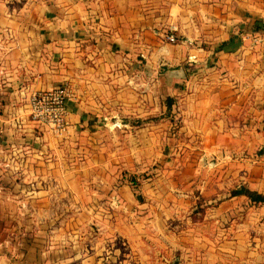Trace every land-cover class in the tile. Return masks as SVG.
I'll list each match as a JSON object with an SVG mask.
<instances>
[{"label":"rangeland","instance_id":"374dc122","mask_svg":"<svg viewBox=\"0 0 264 264\" xmlns=\"http://www.w3.org/2000/svg\"><path fill=\"white\" fill-rule=\"evenodd\" d=\"M41 15L26 0H0V32ZM168 33L163 46L198 55L162 63L141 45L80 55L74 79L51 87L66 83L72 94L65 132L33 119L34 91L25 97L15 121L23 131L8 153L16 162L0 170L4 253L27 264H264V201L232 197L243 185L240 164L259 153L228 150L215 127L220 63L200 57L220 41L170 42Z\"/></svg>","mask_w":264,"mask_h":264},{"label":"crops","instance_id":"0c3cea01","mask_svg":"<svg viewBox=\"0 0 264 264\" xmlns=\"http://www.w3.org/2000/svg\"><path fill=\"white\" fill-rule=\"evenodd\" d=\"M26 3L40 7L42 15L34 19L16 17L13 22L16 27L0 32V103L4 104L0 110V170L16 162L8 158V153L17 150V137L23 130L17 128L15 121L21 115L20 104L30 92L51 88L66 78L73 80L80 55L95 59L90 47H101L118 56L119 52H131L141 45L142 49L156 50L162 63L180 62L187 53L198 55L197 47L184 51L183 45L163 46L168 43L160 37L164 39V32L174 25L176 36L182 39L220 41L219 46L207 50L208 54L200 55L213 54L222 71L223 106L214 109L223 122L213 126L223 127L224 134L229 136V151H258L254 160L246 158L247 162L240 164L243 167L240 175L242 186L264 196L261 128L264 0H26ZM18 22L26 26L39 22V25L36 30L23 31ZM226 120L229 124L224 123ZM6 198L7 193L0 191V222L1 216L4 220L7 215V208L1 205ZM4 251L6 248L0 241V264H27Z\"/></svg>","mask_w":264,"mask_h":264},{"label":"built area","instance_id":"2783aa9c","mask_svg":"<svg viewBox=\"0 0 264 264\" xmlns=\"http://www.w3.org/2000/svg\"><path fill=\"white\" fill-rule=\"evenodd\" d=\"M175 26L169 28L166 39L175 42ZM72 94L68 84L47 90L34 91L29 96L28 106L30 113L37 122L49 126L54 132L62 133L68 128V102Z\"/></svg>","mask_w":264,"mask_h":264},{"label":"trees","instance_id":"16d2710c","mask_svg":"<svg viewBox=\"0 0 264 264\" xmlns=\"http://www.w3.org/2000/svg\"><path fill=\"white\" fill-rule=\"evenodd\" d=\"M170 99V98H169ZM168 99V101H169ZM169 107V106H168ZM232 195H245L251 202L260 203L264 201V196L256 191L250 190L244 186H241L232 191Z\"/></svg>","mask_w":264,"mask_h":264}]
</instances>
